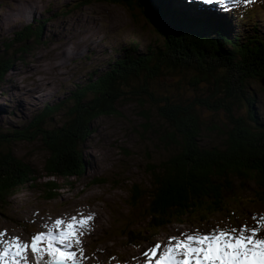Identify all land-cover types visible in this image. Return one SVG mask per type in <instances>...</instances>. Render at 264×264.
<instances>
[{"label": "rangeland", "instance_id": "1", "mask_svg": "<svg viewBox=\"0 0 264 264\" xmlns=\"http://www.w3.org/2000/svg\"><path fill=\"white\" fill-rule=\"evenodd\" d=\"M232 1L226 6L206 4L203 0H169L172 5L168 4L193 18L226 20L231 32L264 38V2ZM30 23L34 28L43 24L40 38L32 36L25 45L13 40ZM160 43L162 35L141 11L111 0H0V53L11 60L10 71L0 79V107L4 111L0 112V123L15 125L29 120L46 104L61 102L76 86L84 85L92 72L107 69L127 50L143 53ZM6 44L11 46L6 48ZM166 77V84L158 90L176 100L209 93V85L192 86L188 77L177 78V82ZM163 80L154 79L156 83ZM154 85L150 89L155 90ZM248 89L254 92L264 113L260 79H250ZM116 110V114L102 115L93 122L94 132L79 146L84 173L69 179L71 185H63L56 197L44 196L41 186V182L49 180L41 171L47 154L42 138L12 145L14 153L36 169L40 178L34 186L14 191L6 204H1L0 231H7L6 239L19 236L30 242L34 234L47 230L45 224L51 225L56 219L67 221L72 216L80 219L81 215L94 214L90 230L81 237L83 253L79 247L75 249L83 257L79 264H148L143 253L156 243L165 245L172 236L196 230L207 232L216 226H251L254 215L264 216V203L241 202L240 210L247 218L237 219L234 224L215 216L205 225L173 222L159 231H146L142 213L129 203V191L132 183L149 184L147 164H158L170 155L172 147L167 146L160 133L169 125L151 104L140 107L131 97L120 98ZM65 111L64 107L47 120V125L61 124ZM201 121L202 142L219 145L224 137L219 132L228 126L227 116L223 111L202 110ZM252 189L255 186L237 191V195L245 197ZM139 231L136 236L142 240L130 243L129 233ZM31 256L29 251L28 257Z\"/></svg>", "mask_w": 264, "mask_h": 264}, {"label": "trees", "instance_id": "2", "mask_svg": "<svg viewBox=\"0 0 264 264\" xmlns=\"http://www.w3.org/2000/svg\"><path fill=\"white\" fill-rule=\"evenodd\" d=\"M111 1L141 11L162 35V43L143 53L127 50L107 69L92 72L84 85L76 86L61 102L46 104L29 120L0 123V206L14 191L32 187L40 178L14 153L15 142L42 138L47 154L41 171L49 180L41 186L44 196L56 197L63 185H71L69 179L84 173L79 146L94 132L93 122L116 114V102L131 97L140 107L151 104L169 125L160 133L172 147L166 159L147 164L149 184L132 183L129 191V203L142 213L146 231H159L173 222L205 225L215 216L229 224L247 218L240 210L241 202L264 203V113L254 92H248L250 79L264 77V38L231 32L226 20L218 17L193 18L169 0ZM258 1L263 5L264 0ZM42 26L26 24L13 40L23 45L32 36L37 40ZM10 69V58L0 53V79ZM165 76L176 82L188 77L192 86L209 85V93L176 100L158 90L166 84ZM155 78L163 81L156 83ZM152 83L155 90L150 89ZM64 107L61 124L49 127L47 120ZM202 110L223 111L227 116L219 145L202 142ZM251 185L255 189L250 194L237 195ZM134 233H129L130 243L142 240L136 236L140 231Z\"/></svg>", "mask_w": 264, "mask_h": 264}, {"label": "snow or ice", "instance_id": "3", "mask_svg": "<svg viewBox=\"0 0 264 264\" xmlns=\"http://www.w3.org/2000/svg\"><path fill=\"white\" fill-rule=\"evenodd\" d=\"M196 2V0H190ZM206 4L222 3L223 0H203ZM254 0H249L253 3ZM255 223L239 227L216 226L207 232H183L172 236L165 245L156 243L143 256L148 264H264V216L252 217ZM94 214L72 216L69 220L56 219L45 224L46 231L31 237L30 242L19 236L8 237L0 231V264H31L29 251L36 264H79L83 257L81 237L90 230ZM63 226V227H61Z\"/></svg>", "mask_w": 264, "mask_h": 264}, {"label": "water", "instance_id": "4", "mask_svg": "<svg viewBox=\"0 0 264 264\" xmlns=\"http://www.w3.org/2000/svg\"><path fill=\"white\" fill-rule=\"evenodd\" d=\"M260 82H261V84H262V85H263V87H264V77H263V78H261Z\"/></svg>", "mask_w": 264, "mask_h": 264}, {"label": "bare ground", "instance_id": "5", "mask_svg": "<svg viewBox=\"0 0 264 264\" xmlns=\"http://www.w3.org/2000/svg\"><path fill=\"white\" fill-rule=\"evenodd\" d=\"M174 1V0H173ZM187 6V5H186ZM199 6V5H198ZM153 262H154V260H153Z\"/></svg>", "mask_w": 264, "mask_h": 264}]
</instances>
